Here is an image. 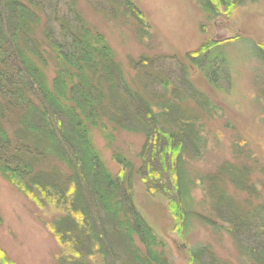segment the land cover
I'll use <instances>...</instances> for the list:
<instances>
[{
    "label": "trees",
    "instance_id": "16d2710c",
    "mask_svg": "<svg viewBox=\"0 0 264 264\" xmlns=\"http://www.w3.org/2000/svg\"><path fill=\"white\" fill-rule=\"evenodd\" d=\"M85 1L106 19L128 17L139 31L147 32L133 0H108L112 14ZM77 2L0 0V171L40 205L50 203L60 211L48 226L58 244L69 250L58 257V264H173L165 256L164 242L134 202L132 163L115 154L120 172L113 175L92 144L89 129L106 123L142 134L138 156L146 159L148 174L152 163L164 168L170 164L172 184L181 199L171 198L168 204L177 213L179 228L188 217L183 202H190L182 153L201 154L204 142L198 122L201 112L211 110L210 101L180 61L172 71L141 56L131 62L135 75L128 78L105 35L87 23ZM201 2L212 12L214 6L238 4ZM255 45L264 53L263 44ZM206 47L204 41L188 57L204 54ZM188 100H194L200 112L190 105L187 109ZM218 173L236 190L257 194L245 167L225 164ZM137 175L144 179L145 174ZM211 193L217 221L202 217L206 223L225 224L237 242L252 226L258 227L259 206L243 211L225 191ZM238 248L243 264H264V249ZM201 255L202 249L192 251L187 264H228ZM0 259L15 264L1 246Z\"/></svg>",
    "mask_w": 264,
    "mask_h": 264
},
{
    "label": "rangeland",
    "instance_id": "374dc122",
    "mask_svg": "<svg viewBox=\"0 0 264 264\" xmlns=\"http://www.w3.org/2000/svg\"><path fill=\"white\" fill-rule=\"evenodd\" d=\"M90 1L112 14L108 0ZM133 1L147 23L146 33L128 17L109 20L94 12L85 0L77 4L87 23L105 35L128 78L135 75L130 64L141 56L172 71L179 68L180 61L186 65L190 81L210 101L211 110L201 112L198 122L204 142L201 154L182 153V167L189 180L190 202H183L188 212L186 221L181 220L176 228L178 216L168 204L171 198L177 202L181 199L172 184L169 163L165 168L152 163V171L146 173V159L138 156L144 142L142 134L101 123L89 129L92 144L113 175L120 172L115 154L132 163L134 202L164 242L165 256L173 264H187L186 258L197 249H202L201 258L243 264L239 245L264 249V231L258 228L264 227V53L255 45H264V0H237L235 6H214L213 12L205 10L201 0ZM214 38L229 39L215 42ZM204 41L206 52L188 57ZM47 74L52 75L51 66ZM189 105L200 112L194 100L184 106L188 109ZM225 164L245 167L257 194L236 190L219 175ZM137 172L145 174L144 179ZM214 189L225 191L243 211L260 207L261 216L255 218L258 227L252 226L239 242L225 224L213 226L202 219L217 221L211 193ZM60 216L52 204L40 205L0 171V246L15 264H58V257L69 253L48 227ZM135 243L140 247L137 239Z\"/></svg>",
    "mask_w": 264,
    "mask_h": 264
}]
</instances>
